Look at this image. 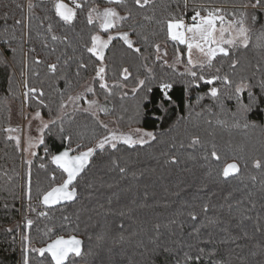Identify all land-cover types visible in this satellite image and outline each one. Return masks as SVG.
<instances>
[{
	"label": "trees",
	"instance_id": "trees-1",
	"mask_svg": "<svg viewBox=\"0 0 264 264\" xmlns=\"http://www.w3.org/2000/svg\"><path fill=\"white\" fill-rule=\"evenodd\" d=\"M67 1L64 0L65 3ZM28 2L29 0H0V17L5 13L9 16L6 25L0 22V43H3L7 38L4 35V28L8 27L9 33H14L16 37L12 41V46L17 48L14 57L9 55L7 65L0 64V264H17L19 260L21 247L17 242L19 221L20 217H24L26 213L27 201L24 197V189L21 187L25 183L26 174L22 151L15 147L14 141L7 140L8 134L4 131L11 125L12 106H22L21 87L23 86L27 91L25 87L27 84L28 87L42 89L44 96L41 99L45 101L43 105H40L34 97L26 98L24 96L28 110L40 112L48 120L57 119L61 110L59 108L62 99L60 93L65 94L63 99L66 100L68 94L78 93L95 75L94 67L98 66V62L84 50V43L89 40L92 33L99 32L104 37L108 35L98 28V22L95 25H87L86 11L80 9H77V19L72 25L64 24L59 20V17L54 15L53 0H32L36 7L32 10L31 21L25 19V26L21 28V26L15 25V20L26 18L29 15ZM75 2H81V0H75ZM82 2L101 8L109 6L106 4V0H82ZM175 2L176 0H171V3L175 4ZM190 2L220 6L230 12L234 5L239 6L245 0H190ZM168 3L169 0H157L155 7L148 5L144 9L134 8L135 19L123 24L121 31H130L132 27H135L136 32L140 33V36H131L136 42L135 46L141 48L140 54L127 49V46L119 39L113 41V45L106 51L105 63L107 64L108 83L111 85L120 82L125 84V87L115 89L117 94L109 97L106 101V93L100 89L98 80L95 85L96 96L112 106L110 112L104 116L114 119L119 131L125 132L140 128L157 133L162 132L164 133L160 137L162 142L153 141L148 145L135 147L124 145L121 142L117 146L119 151L112 150L108 146L102 152L98 150L96 156L93 157L91 170L87 172V179L94 182L95 187L83 193L84 197H88V193L91 192L90 198H81L78 202L51 209L44 207V211L49 212L51 219L44 217L37 219L36 212L30 213V218L35 223L31 230L23 224L22 236L30 233L34 246H44L49 242V238L43 233L48 228L55 226L57 231L52 234L53 237L57 234L65 238L77 235L79 238L85 239L86 243H90L94 250L100 251V256L97 257L98 261H102L103 264H124V257L96 249L95 239L91 242L86 239L87 235L102 231L105 225L114 227L121 221L118 216L121 210L126 211L129 207L134 210L130 214L131 218L125 217L124 222L129 231L140 232V236L134 238L135 240L147 239L146 230L150 229L153 223L158 222L165 225L171 219L177 218L175 213L187 203H191L196 197H211L214 203L220 204L223 203V198L229 190H232L234 198L245 199L246 203L249 191L257 193L253 199L259 200V181L264 178V172L253 167V160L254 158L264 160V129L235 127V123H243L230 114L235 111V101L226 102L229 111L221 112L214 102L205 96L212 85L199 82L198 88L195 86L188 88L183 81L189 80L190 77L179 75L180 71L169 67L168 64L165 65L162 59L155 60L157 53L151 46L154 43L165 44L174 56L177 55V52H181L183 57H186L184 45L171 41L166 36L163 26L144 19L145 16L153 15L157 18L162 17L165 14L164 6ZM17 5L22 7H17ZM129 6L132 7L131 0H129ZM125 11L121 10L122 14ZM191 14L189 10L185 19L188 20ZM45 17H51V19H45ZM41 21H43L42 25ZM49 23L53 27L52 33L47 31ZM52 34L61 38L66 36L68 39L67 41L63 39L52 41ZM142 36L148 37V43L141 39ZM45 40L50 47H45ZM255 41L256 35H253V44ZM32 48L35 49V52L30 51ZM51 48H55L56 51L52 52ZM238 55L249 68L247 74H250L251 65L260 59L259 50L255 48H250L247 51L241 50ZM57 56H60L61 62L69 57L72 58L69 61L71 85L59 79V73L53 76L47 68L49 63L56 62ZM80 57H83L84 62L88 64V69L87 71L81 70L80 77H75L76 60ZM143 57H147V59L145 60ZM36 59L43 62L36 64ZM228 64V60L217 57V60L214 61V68H205L204 72L214 74L215 68H220L222 73H228L230 71ZM141 65L152 68L158 79L177 82L171 90L173 99L170 103L164 104L160 92L155 87L156 81L151 82L154 90L147 99H142L143 89L135 95L133 94L132 89L137 87L136 77L143 79L147 75L145 68ZM122 66L128 67L133 73L127 81H123L120 75ZM233 78L235 79V77ZM252 82L255 84L256 80ZM216 86H220L219 83ZM126 90L131 93L121 99V95ZM201 96H204V99L197 103V98ZM138 105L139 117L136 116ZM189 105L193 109L191 117L188 115ZM209 108L212 109L211 113L208 111ZM196 113H201V115L197 116ZM206 119L212 120L213 123L208 125L205 123ZM218 119L227 121V124H217L216 120ZM249 121L258 125L264 124V106L250 113ZM62 122L66 133L73 137L72 147L76 148V144L83 145L77 151L93 147L98 139L110 134L108 129L101 127L95 118L84 112L69 113L63 117ZM57 123L59 124L61 121L57 120ZM169 129L172 130L169 131ZM56 131L57 129L53 127V132ZM192 135H199L205 141L204 146L197 145L189 148L187 145ZM212 143H215L219 149L218 154L221 156L219 161L210 156L207 161L203 159L205 155H209ZM181 144H184V147H180ZM45 146L55 154L68 145L67 143L61 145L58 136L45 134V144L41 145L38 154L32 160V201H36L38 204V191L48 190L50 186L59 184L66 178V174L62 173V170L50 163V156L46 155L44 151ZM170 156H175L178 162L176 164L166 163ZM109 157L117 159L120 166L127 168V172L121 174L118 169L113 168L109 164ZM232 162L241 165V174H238L235 179L230 178L229 183L225 184L217 173L227 163ZM41 163L46 164L47 168L41 169L39 167ZM53 173L56 175L55 181L49 179ZM253 175L257 177L256 183L250 179V176ZM83 183L81 181V185ZM108 184H111L112 187L109 188ZM146 192L149 194L148 206L137 207L138 204L144 202ZM21 197L23 203H20ZM6 203L7 208L4 207ZM100 204H103L104 208H100ZM260 212L261 209L257 202L256 209L252 214L256 215ZM65 215L72 218V224L63 221L62 217ZM77 215L80 217L79 221L76 220ZM180 219L186 222L184 230H180L175 225L171 227L187 238L186 233L189 230L187 225L190 222L186 216L180 217ZM75 223H79V229L74 230ZM245 223L251 231V223ZM61 224H64L63 229L59 227ZM9 228H12L13 231L8 232ZM162 231H166V229L162 228ZM260 242L261 237L257 233L254 239L238 241L241 245L240 248H235V245L227 246L235 249L231 257V264H242L241 261L236 260L237 255L252 259L251 252L259 251ZM115 247L119 248L120 246L116 245ZM227 247L221 246L225 253H227ZM124 248L130 255L133 254L134 242L124 245ZM177 254L179 255V253ZM135 258L142 259L141 257Z\"/></svg>",
	"mask_w": 264,
	"mask_h": 264
},
{
	"label": "snow or ice",
	"instance_id": "snow-or-ice-1",
	"mask_svg": "<svg viewBox=\"0 0 264 264\" xmlns=\"http://www.w3.org/2000/svg\"><path fill=\"white\" fill-rule=\"evenodd\" d=\"M157 0H131L132 7L129 6V0H106V4L109 6L101 9L99 6H92L85 4L84 2H75L74 7H69L64 0H53L54 15L59 17V20L66 25H72L77 19V9L86 11V23L87 25H95L98 22V28L104 33L108 34L105 39L99 32L92 33L89 36V40L84 43L83 47L87 53H90L92 57L98 62V66L94 67V80H98L99 87L103 90L105 100L109 97L115 96L117 93L115 89H123L125 84L115 82L113 84L108 83V73L106 60V51L113 45V41L119 39L127 46V49L132 50L134 53L140 54L141 48L135 46L136 42L131 39L132 35L140 36V33L136 32L135 27H132L130 31H121L123 24L127 21L135 19L134 8L144 9L148 5L155 7ZM17 7H22L17 5ZM36 7L32 0L27 3L29 15L26 18L15 20V25L25 26V19L29 22L32 18V10ZM121 10H126L122 14ZM189 10L191 16L188 21L185 17L188 15ZM165 14L157 18L153 16H145L144 19L152 21L157 25L163 26L166 36L174 42L181 45H186L187 63L184 73H180L181 76L190 77L189 80L183 81L188 88L199 87V82L212 85L205 93L211 101L220 109L221 112H228V106L226 102L235 101V111L230 114L232 117L238 118L243 123H235V127H243L245 129L260 127L264 129V124H255L249 121V114L254 110H258L261 106H264V0H245L239 6H233L232 11H226L225 8L215 5H206L204 3L196 4L190 2V0H176L175 4L169 3L164 6ZM9 16L5 13L0 17V22L5 25ZM45 19H51V17H45ZM41 25L43 21L40 22ZM114 30L115 34H112ZM49 33L53 32L52 24L47 26ZM4 35L7 37L3 43H0V64L7 65L9 63V55L13 57L17 52V48L12 46V41L16 39L14 33H9L8 27L4 28ZM39 35V33H38ZM253 35H256L255 44H253ZM63 39L67 41V37L61 38L55 34L51 35L52 41H59ZM141 39L148 43V37L142 36ZM155 48L157 55L156 61L162 59L161 45L154 43L151 45ZM45 47H50L45 40ZM255 48L259 50L260 59L251 65V72L245 65V62L241 59L238 53L241 50H250ZM194 50L198 52L203 59H193ZM30 51L35 52L32 48ZM52 52H55V48H51ZM164 55H167L166 50ZM217 57L226 59L229 61L228 73H222L220 68H215L214 74H207L204 72L205 68H214V61ZM72 58L69 57L61 62L60 56L56 57V62L49 63L47 65L48 70L53 76L59 73V79L64 80L71 85L69 79L70 64L69 61ZM147 59V57H143ZM177 63L181 62L182 56L177 52ZM43 61L36 59V64H41ZM163 63L167 65V61ZM62 64V66H61ZM145 68L147 75L140 79L136 77L137 87L132 89L135 95L141 89L144 90V96L142 99H147L149 94L153 93L152 81H156L155 87L160 92L161 98L164 104H168L172 101L171 90L174 88L176 81L165 80L157 78L153 73V69L147 67V65H141ZM173 67V65H168ZM88 64L84 62L83 57L76 60L75 77H80L81 70L87 71ZM39 75V73H36ZM115 75V73H113ZM120 75L123 81H127L133 73L128 67H121ZM235 77V79L233 78ZM257 77H259L257 79ZM256 80L254 84L252 81ZM219 83L220 86H216ZM27 91L24 93L26 98L34 97L40 105H43L45 101L41 99L44 96L42 89L34 87H28L25 85ZM96 95V89L93 86H87L84 88V92L71 95L68 94L66 100L63 99L64 93H60L62 99L59 104V108L64 110L71 104L74 112H84L95 118L96 122L108 129V125L103 123L99 119V114L109 113V108L102 105L98 99H88L85 94ZM128 95L124 92L121 95V99ZM204 96L197 98V103L203 100ZM81 100H85L87 107L80 104ZM246 101V102H245ZM192 106L189 105V117L192 115ZM208 111L211 113L212 109ZM140 109L137 106L136 116L139 117ZM197 116L201 113H196ZM36 119H41L40 113H36ZM184 119V117H181ZM60 120L61 123H57ZM63 118L49 122H43L41 119V126L38 129L39 135L33 139L29 136L27 140V148H21V136L18 134L21 132L19 127H8L4 131L8 134L7 140L14 141L15 147L21 149V151H28L29 155L35 157L37 154L32 151L33 148L39 145L45 144V134L55 135L59 137L61 145L67 143V147L63 150H58L55 154L51 153L50 149L45 146V154L50 156V163L55 165L58 169L62 170V173L66 174V178L59 184L50 186L48 190L38 191L37 197L40 205L47 206L51 209L54 205L62 203H74L78 202L81 198H90L92 193H88V197H84V191L88 189H94L95 184L87 179V172L91 170L93 164V157L96 156L98 150L103 151L106 146L112 150L119 151L118 143H123L131 147L137 145H148L153 141L162 142L160 137L164 133H157L152 131H144L143 129H135V137L132 133H116L110 131L109 135L104 136L102 139H98L93 147H87L86 150L77 151L83 147L81 144H76V148L72 147L73 137L67 134L62 122ZM205 123L211 125L212 120L206 119ZM217 124L226 125L225 120H216ZM53 127L57 129L53 132ZM172 129H169L171 131ZM13 133H17L13 135ZM190 142L187 145L189 148H193L197 145L203 147L205 141L199 135H192ZM175 147V145H173ZM180 147H184L181 144ZM76 154H72V153ZM219 149L215 143H212L209 155H205L203 159L207 161L209 156L216 161L221 159L218 154ZM176 164L177 158L170 156L166 163ZM32 159H25L26 165L25 183L21 185L24 189V197L27 200L26 213L36 212V218L44 217L51 219L48 211L37 212L36 207L33 206V184H32ZM109 164L119 170L121 174L127 172L126 167L120 166L117 159L109 157ZM41 169H46L47 165L41 163L39 165ZM247 167V165H245ZM253 167L255 169L264 172V160H253ZM241 174V165L237 162L227 163L217 175L221 181L225 184L229 183V179L237 178V175ZM135 175V173H133ZM50 180L55 181L56 175L53 173ZM253 183L257 182L255 175L250 176ZM83 181V185H81ZM259 189V200L253 199L257 193L249 191L247 193V203L245 199L234 198V192L229 190L228 194L223 198V203L216 204L211 197L202 198L196 197L191 203H187L182 207L180 211L175 213L177 218L171 219L168 224L162 225L161 223H153L151 228L146 230L147 239L136 237L140 236L139 231H129L124 218L130 217V214L134 211L132 208H127L126 211L121 210L118 216L121 221L116 223L114 227L105 225L100 232L87 235V241L91 242L95 239L96 249H102L109 254L115 253L117 256L124 257V264H231V257L235 249L227 247L235 245V248H240L241 245L238 241L254 239L256 234L259 233L261 242L258 245V252H251L252 259L244 256H236L237 261H241L242 264H264V178H261ZM109 188L111 184L107 185ZM239 191V189H236ZM148 193H145L144 202L138 204L137 207H147ZM179 195V193H176ZM215 195V194H213ZM257 202L259 203L261 212L253 215L252 213L256 209ZM111 203V200H109ZM135 203V201H133ZM8 207L7 203L4 205ZM100 208H104L103 204L99 205ZM187 217L188 232L187 238L179 234L171 226L175 225L180 230H184L186 222L180 217ZM63 221L72 224V218L65 215L62 217ZM79 215L76 216V220L79 221ZM245 222L251 223V231ZM35 221L26 214L24 216V225L27 229L33 228ZM64 228V224L59 226ZM79 223L74 224V230L79 229ZM95 227V226H93ZM166 229V231H162ZM8 232H12L13 229H7ZM57 229L54 227L48 228L43 233L44 236L49 238L44 246H34L31 238V234H25L21 237V247L19 250V260L17 264H103L102 261H98L97 257L100 256V251L94 250L90 243H86L85 239L79 238L77 235H71L67 239L62 235H55ZM134 253L129 254L124 245L133 244ZM119 245V248L115 246ZM221 246L227 247V253H225ZM179 253V255L177 254ZM227 255V258L225 256ZM135 257H141L142 259H136Z\"/></svg>",
	"mask_w": 264,
	"mask_h": 264
},
{
	"label": "rangeland",
	"instance_id": "rangeland-1",
	"mask_svg": "<svg viewBox=\"0 0 264 264\" xmlns=\"http://www.w3.org/2000/svg\"><path fill=\"white\" fill-rule=\"evenodd\" d=\"M72 1L73 0H68L66 3L67 4H70V5H72L74 7V1L73 2ZM101 9H103V8H101ZM186 21H188V20L186 19ZM112 34H115V33L112 32ZM104 38L106 39L107 37H104ZM184 46L186 48V45H184ZM165 50L167 52V55L166 56L164 55V51ZM179 53L182 56V60H181V62L177 63V60H176L177 55H175V56L172 55L169 52L168 47L165 44H161V53H160V55L162 57V60H166L168 65H173V67L175 69H177L181 73H184L185 70H186L187 52H186V57L185 58L183 57V54L181 52H179ZM193 59L194 60H196V59H203V57L198 52H196L194 50V52H193ZM95 85H96V80H94L92 78L75 95L80 94V93H83L85 87H87V86H93V87H95ZM21 89H22L21 91H22V97H23V99H22L23 101H21V103H22L21 105L22 106H19V105H13L12 106L11 125H10V127H13V128L19 127L21 129V132L18 133L21 136V148L22 149H26L27 148V140H28V137L31 136V137H33V139H35L39 135L38 129L41 126V119H42L43 122H49L51 120H48V119L44 118L40 112L39 113H40L41 119H36L35 118L37 112H30L28 110L27 104L25 102V97H24V93L26 91L24 90V87L23 86L21 87ZM126 92L128 94L131 93V91H129V90H126ZM85 95L87 96L88 99H98L99 102L102 105L108 107L109 110H111L112 106H111L110 103L105 102V101H102L96 95L95 96H92L91 94H87V93ZM80 104L83 105L84 107H87V103H86L85 100H81L80 101ZM72 112H74V111L72 109L71 104H69L66 109L60 110V113H59V116L58 117H62L63 118L64 116H66L67 114L72 113ZM104 115H105L104 113H100L99 114V119L102 120L103 123H105V124L108 125V131H109V133H110V131H114V132H116L118 134L119 133H125V134L132 133L133 136H134V138H136L135 137V131H134L135 129H131V130L125 131V132L119 131L118 130V126H117L115 120L112 119V118L106 117ZM143 130L144 131H152V130H146V129H143ZM152 132H154V131H152ZM16 134L17 133H13V135H16ZM40 147H41V145H39L38 147L33 148L32 151H34L36 154H38V151H39V148ZM22 156H23V161L25 159H32L33 160L35 158V157L30 156L28 151H22ZM20 203H23L22 197L20 199ZM32 204H33L34 207H36L37 212L41 211L40 209H42V208H41L40 204H38L36 201H32ZM26 208H27V201H26ZM43 211H44V209H43ZM25 212H26V210H25ZM26 214L30 218V213H25V215ZM23 221H24V218L22 220L20 219V221H19V238H18V241L17 242L20 245H21V237H22V226L24 224Z\"/></svg>",
	"mask_w": 264,
	"mask_h": 264
},
{
	"label": "water",
	"instance_id": "water-1",
	"mask_svg": "<svg viewBox=\"0 0 264 264\" xmlns=\"http://www.w3.org/2000/svg\"><path fill=\"white\" fill-rule=\"evenodd\" d=\"M73 154V153H72ZM74 155V154H73ZM65 204H68V203H62V204H59V205H54V206H52L51 208H54V207H58V206H63V205H65ZM45 207H47V206H45ZM48 208V207H47ZM68 238V237H67ZM66 238V239H67Z\"/></svg>",
	"mask_w": 264,
	"mask_h": 264
},
{
	"label": "built area",
	"instance_id": "built-area-1",
	"mask_svg": "<svg viewBox=\"0 0 264 264\" xmlns=\"http://www.w3.org/2000/svg\"><path fill=\"white\" fill-rule=\"evenodd\" d=\"M40 206H41V208H42V209H40V210H43L44 207H45V206H43V205H40ZM23 218H24V217H22V216L20 217L21 220H22Z\"/></svg>",
	"mask_w": 264,
	"mask_h": 264
}]
</instances>
